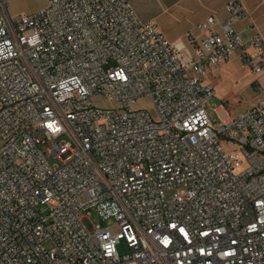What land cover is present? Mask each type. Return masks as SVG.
I'll list each match as a JSON object with an SVG mask.
<instances>
[{"label": "built area", "instance_id": "1", "mask_svg": "<svg viewBox=\"0 0 264 264\" xmlns=\"http://www.w3.org/2000/svg\"><path fill=\"white\" fill-rule=\"evenodd\" d=\"M7 1L0 264H264V97L235 115L211 106L212 123L201 77L236 52L264 77L263 36L235 26L242 0L196 23L188 49L130 0H47L6 17ZM142 97L153 114L132 106Z\"/></svg>", "mask_w": 264, "mask_h": 264}, {"label": "rangeland", "instance_id": "2", "mask_svg": "<svg viewBox=\"0 0 264 264\" xmlns=\"http://www.w3.org/2000/svg\"><path fill=\"white\" fill-rule=\"evenodd\" d=\"M191 0H130V4L137 17L142 22H154L156 26L167 36H183L186 32L185 25L189 14L193 9ZM47 3V0H8L6 6L7 15L26 14L34 12ZM204 82L214 87L216 95L209 99L207 113L212 121H219L218 115L211 106L223 104L230 115L251 107L256 102L257 93L246 81L251 78L250 71L245 67H240L236 62L230 60L220 65L210 68L201 76ZM100 106H110L111 103L105 99H96ZM135 108H145L153 114L151 99L142 97L132 103ZM173 191H166V197L170 198ZM91 219L95 224L103 227L108 225L107 220L101 219L95 211L91 213ZM50 247V243L46 242ZM120 254L129 251L124 240L116 246Z\"/></svg>", "mask_w": 264, "mask_h": 264}, {"label": "crops", "instance_id": "3", "mask_svg": "<svg viewBox=\"0 0 264 264\" xmlns=\"http://www.w3.org/2000/svg\"><path fill=\"white\" fill-rule=\"evenodd\" d=\"M227 1L228 0H191L190 3L193 5V9L189 14L190 18L188 19L185 25L186 32L183 36L172 35L171 37H167L157 26L156 27L164 34L166 39L169 40L170 42L176 44H179L181 42L185 48L187 49L192 48L199 43V41L204 35L203 33L199 32L196 29L195 27L196 23L204 20L209 15L215 16L218 21L225 20L227 17V12L225 11L224 6ZM242 3L244 4L248 12V16L238 21L235 25L236 28L238 30H241L245 28L249 24V22L252 21L255 27L257 28V30L261 33V35L264 38V0H242ZM187 32L192 33L193 35L192 39L186 37ZM237 54L238 52H236L228 61L232 60L240 66L239 60L237 58ZM250 73H251V78H249L246 81V83L249 81V84L254 89L253 82L255 80H258L264 87V77L262 75L253 74L251 71ZM256 93L258 94L256 99L257 102L259 99L264 97V89L256 91ZM255 103H253L252 105H254Z\"/></svg>", "mask_w": 264, "mask_h": 264}]
</instances>
